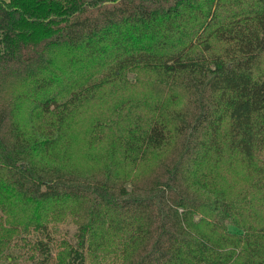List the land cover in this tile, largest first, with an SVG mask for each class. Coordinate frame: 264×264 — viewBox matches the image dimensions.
<instances>
[{"label": "trees", "instance_id": "16d2710c", "mask_svg": "<svg viewBox=\"0 0 264 264\" xmlns=\"http://www.w3.org/2000/svg\"><path fill=\"white\" fill-rule=\"evenodd\" d=\"M4 227L42 264H264V0H0Z\"/></svg>", "mask_w": 264, "mask_h": 264}, {"label": "rangeland", "instance_id": "374dc122", "mask_svg": "<svg viewBox=\"0 0 264 264\" xmlns=\"http://www.w3.org/2000/svg\"><path fill=\"white\" fill-rule=\"evenodd\" d=\"M73 151L74 159L82 169H94V167L91 165V162L87 158L86 152L82 148V144H79L78 142L77 148H74ZM7 230L8 229L5 227L0 228V241L4 243L3 247L6 249L5 252L0 256V264H42L40 262L41 259H39V256L33 254V251L24 240L14 237L13 235L9 234ZM55 230V236L60 247L59 250L64 248V243L66 241L75 243L77 226L71 218L67 217L65 220L59 222L55 226ZM9 238H12L13 242L11 245L7 246L6 241H8ZM59 250H56L55 253H58ZM89 263H91V259H88L87 264Z\"/></svg>", "mask_w": 264, "mask_h": 264}]
</instances>
